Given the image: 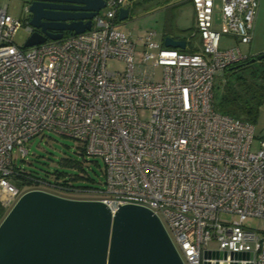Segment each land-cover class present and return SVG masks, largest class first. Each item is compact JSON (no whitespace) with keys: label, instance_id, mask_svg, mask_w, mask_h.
I'll return each mask as SVG.
<instances>
[{"label":"built area","instance_id":"2783aa9c","mask_svg":"<svg viewBox=\"0 0 264 264\" xmlns=\"http://www.w3.org/2000/svg\"><path fill=\"white\" fill-rule=\"evenodd\" d=\"M130 4L107 0L89 31L28 48L13 38L23 25L32 34V26L0 7L1 208L31 190L94 193L81 200L101 201L113 213L128 204L152 211L184 264H264V229L244 226L264 220V138L253 152L254 126L214 107L215 78L247 58L238 46L221 50V36L251 43L259 0H221L220 30L215 0H192L200 47L187 53L190 43L165 47L152 30L134 40L118 20ZM111 60L125 68L111 70ZM44 133L102 159L103 187L78 189L16 167L14 150L23 159L25 144ZM18 177L27 183L18 186ZM205 251L225 257L204 259Z\"/></svg>","mask_w":264,"mask_h":264},{"label":"water","instance_id":"95a60500","mask_svg":"<svg viewBox=\"0 0 264 264\" xmlns=\"http://www.w3.org/2000/svg\"><path fill=\"white\" fill-rule=\"evenodd\" d=\"M107 0H31L34 32L23 45L58 41L63 32L89 31ZM128 8L118 20L129 17ZM165 47L185 49V42L165 37ZM264 60V53L249 63ZM236 66L235 68H237ZM223 256L203 253V258ZM233 258L243 256L232 253ZM0 264H184L162 221L137 205L114 213L97 200L72 199L42 190L24 193L0 223ZM203 264H208L204 262Z\"/></svg>","mask_w":264,"mask_h":264},{"label":"rangeland","instance_id":"374dc122","mask_svg":"<svg viewBox=\"0 0 264 264\" xmlns=\"http://www.w3.org/2000/svg\"><path fill=\"white\" fill-rule=\"evenodd\" d=\"M30 1L0 0V7L7 6V15L25 24L31 19V14L25 12V8L29 7ZM221 6V0H215L213 21L216 30L221 29ZM104 11L105 9L101 12L104 13ZM121 24L126 32H130L134 40L141 37L144 32L152 30L156 32L158 37L171 36L176 37L178 40H184L188 44L190 43L184 51L186 53L190 52L192 48L200 46L198 35L190 37L194 33L195 28L192 0H132L129 17L122 21ZM30 35L31 33L23 25L14 35L13 42L18 47H23ZM236 46L239 47L245 57L264 53V0H259L251 43L237 44L235 38L226 35L221 36V50ZM140 49L141 47H137V51ZM258 65L255 64V66ZM109 67L111 70L122 71L125 68V63L111 60L109 61ZM156 78L160 80L159 72H157ZM223 83V75L215 78L216 90L214 96L216 104L220 102ZM147 116V112L142 113L143 119H146ZM251 123L254 126V139L251 150L255 152L259 149L260 142L264 138V103L258 106L256 116ZM78 147L79 144L70 138L55 133H44L43 136L35 137L25 144L28 153L23 159H21L17 150H14L13 155L16 159L14 165L26 173L48 182H55L54 173L61 172L64 173L62 178L66 180L73 176L77 177L73 181L67 180L73 186L101 189L104 183L102 159L82 156ZM63 159L79 163L81 170L64 165ZM54 192L73 199H90L96 196L94 193L72 194ZM10 209L11 207L5 210L2 209L4 211L3 218ZM2 219H0V222ZM244 226L254 230H262L264 229V220L247 219L244 222ZM216 248V244L210 243L209 249Z\"/></svg>","mask_w":264,"mask_h":264},{"label":"trees","instance_id":"16d2710c","mask_svg":"<svg viewBox=\"0 0 264 264\" xmlns=\"http://www.w3.org/2000/svg\"><path fill=\"white\" fill-rule=\"evenodd\" d=\"M252 57H247L241 63L227 68L224 71V83L222 86L220 102L218 104L214 102L215 110L219 113L232 118L248 121L249 123L254 120L258 106L264 103V60L251 64L249 63V60ZM255 64L259 65L255 66ZM236 66L238 67L235 68ZM78 148L80 149L81 155L85 156L84 149L81 146ZM63 164L81 170L79 163L72 160L63 159ZM63 174L64 173L61 172H55L54 181L65 186L68 184L74 188L88 189V187L71 185L70 181L67 180L73 181L76 180L77 177L73 176L66 180L62 178ZM28 175L34 177L31 174ZM23 183H27L25 178L18 177L17 185L22 186ZM3 215L4 211H2L0 206V219L3 218Z\"/></svg>","mask_w":264,"mask_h":264},{"label":"crops","instance_id":"0c3cea01","mask_svg":"<svg viewBox=\"0 0 264 264\" xmlns=\"http://www.w3.org/2000/svg\"><path fill=\"white\" fill-rule=\"evenodd\" d=\"M194 20H195V14H194ZM221 20V19H220ZM213 23H214V21H213ZM125 31V30H124ZM126 32V31H125ZM126 33H129L130 34V32H126ZM131 35V34H130ZM193 36V34L190 36V37H192ZM131 37H132V35H131ZM160 37H162V39L164 40V38L165 37H171V36H160ZM171 38H173V39H175V40H178L176 37H171ZM253 39V38H252ZM181 41H184V40H181ZM184 42H186V41H184ZM237 43V42H236ZM188 47V46H187ZM186 47V48H187ZM200 47V46H199ZM199 47H197V48H192L191 49V51L190 52H194V51H197L198 50V48ZM261 54V53H260ZM256 56V55H255Z\"/></svg>","mask_w":264,"mask_h":264},{"label":"flooded vegetation","instance_id":"af4514ba","mask_svg":"<svg viewBox=\"0 0 264 264\" xmlns=\"http://www.w3.org/2000/svg\"><path fill=\"white\" fill-rule=\"evenodd\" d=\"M68 35V32H63V38Z\"/></svg>","mask_w":264,"mask_h":264},{"label":"bare ground","instance_id":"6f19581e","mask_svg":"<svg viewBox=\"0 0 264 264\" xmlns=\"http://www.w3.org/2000/svg\"><path fill=\"white\" fill-rule=\"evenodd\" d=\"M131 2H132V0H131ZM126 9V8H125ZM128 9L130 10V6L128 7ZM68 35H72V34H70V33H68ZM67 35V36H68ZM63 39V38H62ZM61 40V39H60ZM3 220V219H2ZM1 223V222H0Z\"/></svg>","mask_w":264,"mask_h":264}]
</instances>
